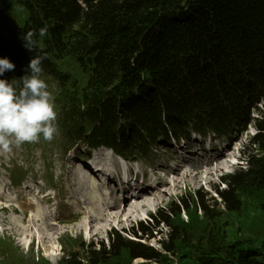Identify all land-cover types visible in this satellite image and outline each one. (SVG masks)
Listing matches in <instances>:
<instances>
[{"label": "clouds", "instance_id": "obj_1", "mask_svg": "<svg viewBox=\"0 0 264 264\" xmlns=\"http://www.w3.org/2000/svg\"><path fill=\"white\" fill-rule=\"evenodd\" d=\"M47 27L30 30L21 35L23 47L33 55L26 74L11 81L0 79V155L10 154L24 144L52 141L59 135L58 111L55 98L46 83L43 61L46 53L38 52V38L47 35ZM15 65L0 58V77L14 71Z\"/></svg>", "mask_w": 264, "mask_h": 264}]
</instances>
